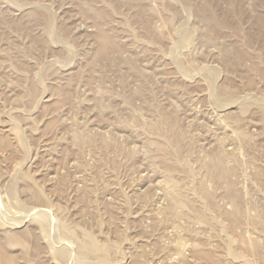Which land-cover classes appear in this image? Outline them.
Returning a JSON list of instances; mask_svg holds the SVG:
<instances>
[{"label": "rangeland", "instance_id": "374dc122", "mask_svg": "<svg viewBox=\"0 0 264 264\" xmlns=\"http://www.w3.org/2000/svg\"><path fill=\"white\" fill-rule=\"evenodd\" d=\"M0 237V264H264V0H0Z\"/></svg>", "mask_w": 264, "mask_h": 264}, {"label": "bare ground", "instance_id": "6f19581e", "mask_svg": "<svg viewBox=\"0 0 264 264\" xmlns=\"http://www.w3.org/2000/svg\"><path fill=\"white\" fill-rule=\"evenodd\" d=\"M1 237H2V236H1ZM1 237H0V238H1ZM0 242H1V241H0ZM0 246H1V245H0ZM3 246H5V245H2V248H4ZM2 248H0V249H2ZM0 251H2V250H0ZM4 251H5V250H3V252H4ZM0 253H1V252H0ZM2 254H3V253H2ZM2 254H1V256H2ZM1 256H0V257H1ZM3 259H4V258H2L1 260H3ZM5 261H6V260H5ZM2 262H3V261H1V263H2ZM9 264H11V263H9Z\"/></svg>", "mask_w": 264, "mask_h": 264}]
</instances>
